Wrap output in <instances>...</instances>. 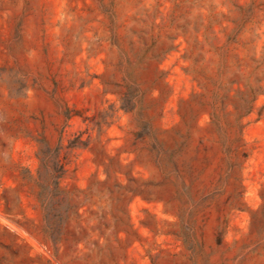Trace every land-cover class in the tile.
I'll use <instances>...</instances> for the list:
<instances>
[{"label":"rangeland","instance_id":"obj_1","mask_svg":"<svg viewBox=\"0 0 264 264\" xmlns=\"http://www.w3.org/2000/svg\"><path fill=\"white\" fill-rule=\"evenodd\" d=\"M0 264H264V0H0Z\"/></svg>","mask_w":264,"mask_h":264}]
</instances>
